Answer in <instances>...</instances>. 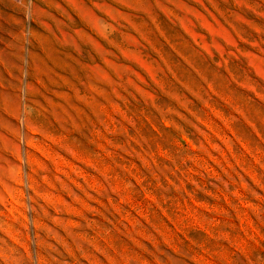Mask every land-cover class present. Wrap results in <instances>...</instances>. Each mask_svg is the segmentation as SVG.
Returning a JSON list of instances; mask_svg holds the SVG:
<instances>
[{
	"label": "rangeland",
	"instance_id": "1",
	"mask_svg": "<svg viewBox=\"0 0 264 264\" xmlns=\"http://www.w3.org/2000/svg\"><path fill=\"white\" fill-rule=\"evenodd\" d=\"M0 264H264V0H0Z\"/></svg>",
	"mask_w": 264,
	"mask_h": 264
}]
</instances>
